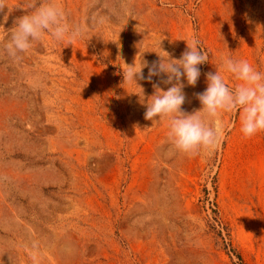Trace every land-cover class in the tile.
I'll return each instance as SVG.
<instances>
[{
    "label": "rangeland",
    "instance_id": "1",
    "mask_svg": "<svg viewBox=\"0 0 264 264\" xmlns=\"http://www.w3.org/2000/svg\"><path fill=\"white\" fill-rule=\"evenodd\" d=\"M60 2L82 39L46 36L19 60L0 41V264H264V132L245 139L224 113L219 148L180 153L167 121L144 118L166 76L140 97L120 69L197 38L209 62L182 80V110H199L222 54L264 72V0ZM30 3L10 0L0 31Z\"/></svg>",
    "mask_w": 264,
    "mask_h": 264
},
{
    "label": "clouds",
    "instance_id": "2",
    "mask_svg": "<svg viewBox=\"0 0 264 264\" xmlns=\"http://www.w3.org/2000/svg\"><path fill=\"white\" fill-rule=\"evenodd\" d=\"M10 0H0V13L9 9ZM31 12L14 21L15 26L7 31H0V41H6L5 50L9 57L19 60L21 53H27L35 42L50 36L55 42H73L82 39L86 29L82 25H70L60 0H31ZM186 42V50L180 58H171L159 42L158 60L151 65L147 61L129 65L123 61L120 66L123 84L134 85L143 89L138 81L166 76L160 83L171 85L162 90L158 83L153 84L154 94L146 103L144 118L152 122L167 121V137L174 148L183 154L194 156L199 152L213 151L220 147L226 128L222 119L224 113L240 114V131L245 139H250L264 132V72L258 71L247 60L233 59L222 54L221 69L205 74L207 87L202 93H196L201 108L192 113L182 110L186 102L183 91L186 80L188 86L195 87L201 76L200 65L209 62V53L192 37ZM115 42V41H112ZM162 53V54H161ZM148 68L145 77L143 69ZM235 78V87H229L225 75Z\"/></svg>",
    "mask_w": 264,
    "mask_h": 264
},
{
    "label": "trees",
    "instance_id": "3",
    "mask_svg": "<svg viewBox=\"0 0 264 264\" xmlns=\"http://www.w3.org/2000/svg\"><path fill=\"white\" fill-rule=\"evenodd\" d=\"M239 258H241V255L240 254H237ZM242 259V258H241Z\"/></svg>",
    "mask_w": 264,
    "mask_h": 264
}]
</instances>
